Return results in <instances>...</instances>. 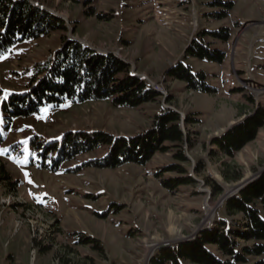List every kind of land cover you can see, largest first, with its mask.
<instances>
[{"label":"rangeland","instance_id":"obj_1","mask_svg":"<svg viewBox=\"0 0 264 264\" xmlns=\"http://www.w3.org/2000/svg\"><path fill=\"white\" fill-rule=\"evenodd\" d=\"M29 1L60 17L66 29L17 42L0 54V100L26 90L32 67L53 56L62 36L118 55L159 97L137 108L115 107L109 100L66 102L10 121L0 109V150H6L0 151V264H150L161 247L192 240L218 220L235 227L240 215H227L220 202L226 186L264 168V125L232 158L220 155L210 142L264 108V0ZM227 2L233 6L227 8ZM223 11L226 16L217 17ZM221 28L230 30L228 41L209 33L201 38L210 49L226 53L223 63L184 54L197 33ZM177 61L203 71L217 92L189 91L165 76ZM165 109L182 121L185 116L197 120L188 126L181 121L193 143L185 147L189 162L183 165L193 185L174 192L163 187L162 180L176 176L157 175L177 163L172 152L157 153L145 165L114 169L86 166L103 154L104 146L54 172L40 163L41 145L66 132L131 136L149 129ZM196 162L202 166L199 174L193 172ZM227 167L235 168L239 178L226 180L221 171ZM206 180L221 192L214 195ZM86 238L97 241L86 245L81 241ZM208 248L217 254L215 247ZM245 264H264V254L248 257Z\"/></svg>","mask_w":264,"mask_h":264},{"label":"trees","instance_id":"obj_2","mask_svg":"<svg viewBox=\"0 0 264 264\" xmlns=\"http://www.w3.org/2000/svg\"><path fill=\"white\" fill-rule=\"evenodd\" d=\"M225 5L231 8L233 2ZM226 13L223 11L217 17L226 16ZM65 29L60 17L29 0H0V54L9 51L17 42L36 40ZM204 33L219 36L223 41H228L230 37L228 28L199 32L191 39L184 54L223 63L226 53L210 49L201 38ZM31 70L25 91L9 93L0 100V109L9 121L30 116L42 106L54 108L66 102L109 100L115 107L137 108L159 97V93L144 79L131 72L130 65L124 60L112 53L97 52L64 36L61 47L53 56L34 64ZM165 76L183 82L189 91L206 94L217 92L215 87L207 83L203 71L193 72L189 65L180 61L169 67ZM182 122L188 126L197 120L185 116ZM263 125L264 108H257L221 135L213 137L210 145L220 155L232 158L255 139ZM102 146L105 147L103 154L86 162V166L114 169L125 164L145 165L157 153L172 152L177 163L162 167L157 175L172 172L176 176L162 180L163 187L174 192L180 186L195 183L188 169L183 166L189 162L185 147L192 148L193 143L190 134L181 127L179 114L171 109L155 115L149 129L131 136H113L103 131L66 132L59 139L41 145L40 163L43 168L54 172L62 163L78 155L92 153ZM201 169V163L196 162L193 172L199 174ZM221 173L226 180L239 178L235 168H224ZM206 183L211 186L214 195L221 192L213 181L206 180ZM223 208L227 215H240L235 227L218 220L214 227L202 229L192 240L161 247L151 257L150 264H245L248 257L263 255L264 171L237 194L225 200ZM81 241L93 245L97 240L86 238ZM208 246L215 247L217 254Z\"/></svg>","mask_w":264,"mask_h":264},{"label":"water","instance_id":"obj_3","mask_svg":"<svg viewBox=\"0 0 264 264\" xmlns=\"http://www.w3.org/2000/svg\"><path fill=\"white\" fill-rule=\"evenodd\" d=\"M181 121H182V120H181ZM233 124H234V123H233ZM233 124H231V125H233ZM229 127H230V126H229ZM229 127H228V128H229ZM228 128H226V129H228ZM225 131H226V130L221 131L219 135H221V134L224 133ZM263 171H264V168L261 169V170L259 171V173H257L256 175H253V176H251L250 178H248V179H246V180L240 182L239 184H236V185L232 186L233 191H232L231 193H229L227 196L223 197L220 203L224 202L226 199H228V198L234 196L235 194H237V193H238L242 188H244L247 184H249V183H251L252 181H254L255 179H257V178L259 177V175H260Z\"/></svg>","mask_w":264,"mask_h":264},{"label":"bare ground","instance_id":"obj_4","mask_svg":"<svg viewBox=\"0 0 264 264\" xmlns=\"http://www.w3.org/2000/svg\"><path fill=\"white\" fill-rule=\"evenodd\" d=\"M233 190H232V188L231 187H229V186H226L225 187V192H226V194H224V197L225 196H227L229 193H231ZM221 198H222V196H221ZM151 251V250H150Z\"/></svg>","mask_w":264,"mask_h":264},{"label":"snow or ice","instance_id":"obj_5","mask_svg":"<svg viewBox=\"0 0 264 264\" xmlns=\"http://www.w3.org/2000/svg\"><path fill=\"white\" fill-rule=\"evenodd\" d=\"M2 58V57H0ZM21 144H26L27 143V140H23L20 142ZM0 151H6V150H0ZM24 151H27V149H24ZM21 162H24V161H21Z\"/></svg>","mask_w":264,"mask_h":264},{"label":"built area","instance_id":"obj_6","mask_svg":"<svg viewBox=\"0 0 264 264\" xmlns=\"http://www.w3.org/2000/svg\"><path fill=\"white\" fill-rule=\"evenodd\" d=\"M116 54V53H115Z\"/></svg>","mask_w":264,"mask_h":264}]
</instances>
